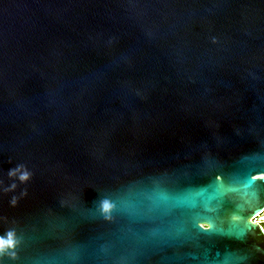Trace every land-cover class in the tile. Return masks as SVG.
Instances as JSON below:
<instances>
[{
    "label": "water",
    "instance_id": "water-1",
    "mask_svg": "<svg viewBox=\"0 0 264 264\" xmlns=\"http://www.w3.org/2000/svg\"><path fill=\"white\" fill-rule=\"evenodd\" d=\"M263 209L264 0H0V264H264Z\"/></svg>",
    "mask_w": 264,
    "mask_h": 264
},
{
    "label": "clouds",
    "instance_id": "clouds-1",
    "mask_svg": "<svg viewBox=\"0 0 264 264\" xmlns=\"http://www.w3.org/2000/svg\"><path fill=\"white\" fill-rule=\"evenodd\" d=\"M14 174V173H10ZM29 178V174L25 172L23 175L20 176L21 181H26ZM104 211H108L110 209V205L107 202H104L103 204ZM200 227L204 230H207L209 228V225L207 224H201ZM13 245V240L11 238V234H9V239L4 240L3 238H0V250H3L5 247H11Z\"/></svg>",
    "mask_w": 264,
    "mask_h": 264
},
{
    "label": "built area",
    "instance_id": "built-area-1",
    "mask_svg": "<svg viewBox=\"0 0 264 264\" xmlns=\"http://www.w3.org/2000/svg\"><path fill=\"white\" fill-rule=\"evenodd\" d=\"M252 221L258 224L264 232V209L262 212L252 218Z\"/></svg>",
    "mask_w": 264,
    "mask_h": 264
},
{
    "label": "snow or ice",
    "instance_id": "snow-or-ice-1",
    "mask_svg": "<svg viewBox=\"0 0 264 264\" xmlns=\"http://www.w3.org/2000/svg\"><path fill=\"white\" fill-rule=\"evenodd\" d=\"M251 183H252L251 180H249V185H250V186H251Z\"/></svg>",
    "mask_w": 264,
    "mask_h": 264
}]
</instances>
